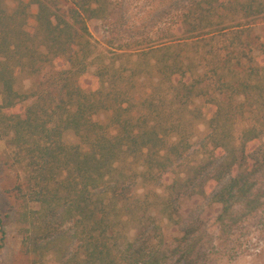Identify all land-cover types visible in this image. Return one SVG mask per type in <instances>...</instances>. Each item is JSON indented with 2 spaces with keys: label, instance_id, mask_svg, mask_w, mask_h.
I'll list each match as a JSON object with an SVG mask.
<instances>
[{
  "label": "trees",
  "instance_id": "1",
  "mask_svg": "<svg viewBox=\"0 0 264 264\" xmlns=\"http://www.w3.org/2000/svg\"><path fill=\"white\" fill-rule=\"evenodd\" d=\"M134 1L73 0L61 13L50 0L13 11L0 0V141L9 137L21 250L38 264L50 254L59 264H193L201 228L183 221L182 201L220 205L224 228L264 206V0H161L175 41L141 49L127 68L104 59L88 23L122 22ZM23 71L39 79L25 93ZM146 78L157 83L143 93ZM198 104L208 130L195 149L184 117ZM169 178L160 214L181 233L174 245L138 195ZM2 214L0 204L1 241Z\"/></svg>",
  "mask_w": 264,
  "mask_h": 264
},
{
  "label": "rangeland",
  "instance_id": "2",
  "mask_svg": "<svg viewBox=\"0 0 264 264\" xmlns=\"http://www.w3.org/2000/svg\"><path fill=\"white\" fill-rule=\"evenodd\" d=\"M32 1L34 0H5V5L8 10L13 11L20 2L30 3ZM50 1L56 4L62 13L71 6L73 0ZM129 9L125 20L112 24L113 26L111 27L99 21L88 23L94 38L98 41L99 50L104 52V59L107 62L114 60L117 65H123L127 68L132 66L131 61L137 59L136 57L140 55L141 49H159L162 45H171L175 41L174 14H172L173 11H171L168 2L161 0H135L131 3ZM118 12L116 7L114 13ZM29 13L31 14L30 22L32 21L34 24L38 6L32 4ZM263 31V24H259L256 33L263 34ZM230 40L231 38L228 39V42ZM120 49H131L125 51L126 53H134L135 57L120 56L118 53L124 52ZM158 55H160V52L150 56L151 65L154 64L155 56ZM97 65L98 62L90 67L89 72L82 78L85 79V83L88 85L95 84V77L92 75L95 73ZM38 81L37 76L30 75L27 71L18 72L16 89L25 93ZM139 83H143L141 88L144 93L146 87V89H149L152 83H157V79L146 78ZM1 102L2 97L0 95V104ZM31 102L32 100L27 101L22 106L27 107ZM195 107L197 106L195 105ZM197 109L194 115L187 114L184 117L185 121L188 122L185 127L193 135L192 143L195 149L198 148L199 141L204 138L208 130L204 122L201 105ZM100 121L107 123L104 116L100 117ZM64 139L70 144L77 143L76 137L71 132L66 133ZM8 140L9 137H6L0 141V204L3 210L2 216L5 231L3 241H1L2 234L0 231V245H2L0 248V264H38L32 258L24 255L21 250L22 236L20 234V226L15 221V202L10 192L15 184V175L9 169L11 150L8 146ZM257 147L264 148V140L258 143ZM196 160L197 154L188 163L192 161L194 163ZM186 169L188 167H183L180 172ZM170 182L171 178L164 179V183L161 186L142 185L139 188L138 195L142 199H147L148 204L152 207L151 211L156 213L160 219V224L163 226L165 235L168 238V244L174 245V239L180 237L181 233L174 224L168 222L160 214L163 210L162 203L167 195L166 185ZM257 187L262 189L259 192V196L261 202L264 203V175L262 178L260 177ZM181 209L179 215L183 221H192L197 227L201 228L199 233L200 240L196 246L193 264H264V206L252 218L244 219L240 223L232 224V226L230 224V228H224L216 221L221 212V206H208L207 202L202 198L182 201ZM130 231L129 237L133 240L136 231L133 227ZM170 261L168 264H186L175 260ZM42 264L59 263L50 254Z\"/></svg>",
  "mask_w": 264,
  "mask_h": 264
}]
</instances>
